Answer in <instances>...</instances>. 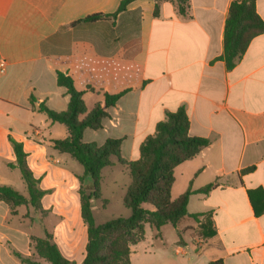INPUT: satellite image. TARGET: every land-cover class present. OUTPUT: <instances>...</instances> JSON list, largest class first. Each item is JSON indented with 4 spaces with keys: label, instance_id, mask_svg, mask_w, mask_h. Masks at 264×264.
I'll use <instances>...</instances> for the list:
<instances>
[{
    "label": "crops",
    "instance_id": "0c3cea01",
    "mask_svg": "<svg viewBox=\"0 0 264 264\" xmlns=\"http://www.w3.org/2000/svg\"><path fill=\"white\" fill-rule=\"evenodd\" d=\"M121 1L0 0V60L5 61L0 185L27 194L20 170L10 166L16 163L11 137L23 144L28 166L45 191L41 212L12 209L0 197V264H51L37 249L47 235L69 261L81 264L86 257L79 192L85 171L72 170L74 158L54 148V140L69 136L67 127L38 111L42 103L58 112L67 109L69 96L58 86L56 71H66L57 60L71 50L80 73H89L95 83L84 95L85 104L86 98L92 104H86L87 113L104 103L105 92L128 89L108 109L101 129L84 131V143L102 146L121 139V158L136 161L142 143L167 113L181 107L189 118V136L210 140L175 168L172 198L189 187L198 191L215 184L208 193L192 194L187 209L212 215L216 235L199 236L191 217L176 227L162 226L160 237L148 224L144 239L132 246L130 264H264V200L257 193L254 201L250 197V191L264 192V33L228 70L220 57L230 6L237 0H187L186 16L175 0H158V15L154 0H135L115 18L71 28L89 16L116 13ZM256 11L264 21V0H256ZM120 35H134L138 46H121ZM116 169L124 174L118 164L103 174ZM67 179L74 190L62 187Z\"/></svg>",
    "mask_w": 264,
    "mask_h": 264
},
{
    "label": "trees",
    "instance_id": "16d2710c",
    "mask_svg": "<svg viewBox=\"0 0 264 264\" xmlns=\"http://www.w3.org/2000/svg\"><path fill=\"white\" fill-rule=\"evenodd\" d=\"M133 1L135 0H122L116 13L109 16L92 15L72 24L71 28L82 23H94L104 17L115 18ZM154 1L155 15H158V0ZM175 3L179 14L186 16L188 1L175 0ZM262 33L264 21L256 11V0L232 2L225 25L224 51L220 57L225 61L228 70L234 68L243 58L252 39ZM54 38L51 37L49 41ZM56 76L58 86L69 96L67 109L58 112L42 103L38 111L44 113L52 122L67 127L69 136L54 140V148L60 153L70 155L82 165L85 172L80 181L83 182L85 177L90 176L87 185L92 189V193L89 196L80 193L81 215L87 224L86 257L81 264H130L132 246L144 239L145 227L148 224L156 229V237H160L162 226L170 223L176 227L184 219L191 217L198 223L201 237L213 238L216 230L212 215L189 214L187 206L192 194L208 193L216 186L215 184H209L198 191H193L189 187L176 199L172 198L175 168L196 157L210 144L209 139L189 136L190 123L185 108L181 107L175 112L167 113L166 119L157 125L155 134L142 143L140 159L126 163L121 158V139H108L102 146H98L95 143H84L83 134L86 129H101L104 119L110 116L108 109L114 106L128 89L105 92L104 103H96L87 113L84 95L93 87H82L75 72L57 70ZM31 102L33 104L34 99H31ZM9 140L16 156V163L10 166L20 170L27 194L24 195L10 186L0 185V197L12 209L23 206L42 210L41 201L45 191L40 187L41 180L34 176L28 166L23 144L11 137ZM117 164L129 178L123 202L130 210V215L115 217L103 224H97L92 201L100 198L104 169ZM253 169L254 167L248 170ZM256 193L264 200V192L259 189L250 191L252 201ZM37 249L51 264H75L62 255L50 235L39 239ZM210 264L223 263L215 261Z\"/></svg>",
    "mask_w": 264,
    "mask_h": 264
},
{
    "label": "rangeland",
    "instance_id": "374dc122",
    "mask_svg": "<svg viewBox=\"0 0 264 264\" xmlns=\"http://www.w3.org/2000/svg\"><path fill=\"white\" fill-rule=\"evenodd\" d=\"M119 37L120 40L123 39V41H121V46H124L125 43L127 45L129 44L134 47L138 46V39L134 35L133 36L128 35V37L126 38L125 35L123 36L120 35ZM117 41H118V36H117ZM57 61L59 67L63 68L64 70L66 69L67 72L76 73L79 84L82 87H87V86L93 87V89L92 90L89 89L88 92L95 90L93 85L95 83L89 80V78H91L89 76V73L86 74L85 72L86 75L82 72L80 73L79 66L77 65L78 58L77 56L74 55L72 50L66 52L64 56L58 59ZM86 104L88 105L89 108L92 105L89 98H86ZM60 127L63 126L60 125ZM72 163H73L71 167L73 168L72 170L80 169L84 171L82 165L78 161L72 159ZM80 178L82 177H79V180ZM83 180H84L83 182L80 181L79 192L84 194L85 196H89L92 193V189L90 188L89 185H87L90 182V176L88 175ZM127 184H129L128 176L119 173L117 169L112 174L107 173L104 175V179L99 191L100 198L92 201V205L97 207V209L93 211L94 218L97 224H103L106 221L115 217H119V216L126 217L130 215V210L125 207L123 202V198L125 195V192L123 190L127 186ZM61 185L65 189L74 190V186L71 185L68 179L64 180ZM26 209L29 210V207H26ZM39 212H41V210H39ZM196 233L200 236L199 228H197Z\"/></svg>",
    "mask_w": 264,
    "mask_h": 264
},
{
    "label": "built area",
    "instance_id": "2783aa9c",
    "mask_svg": "<svg viewBox=\"0 0 264 264\" xmlns=\"http://www.w3.org/2000/svg\"><path fill=\"white\" fill-rule=\"evenodd\" d=\"M5 61L0 60V72L4 71Z\"/></svg>",
    "mask_w": 264,
    "mask_h": 264
}]
</instances>
